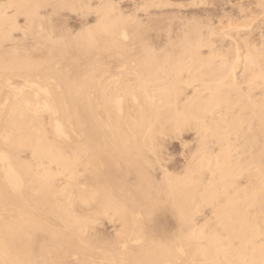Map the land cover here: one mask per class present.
I'll list each match as a JSON object with an SVG mask.
<instances>
[{
  "label": "bare ground",
  "instance_id": "6f19581e",
  "mask_svg": "<svg viewBox=\"0 0 264 264\" xmlns=\"http://www.w3.org/2000/svg\"><path fill=\"white\" fill-rule=\"evenodd\" d=\"M92 1L0 0V264H264V44Z\"/></svg>",
  "mask_w": 264,
  "mask_h": 264
},
{
  "label": "rangeland",
  "instance_id": "374dc122",
  "mask_svg": "<svg viewBox=\"0 0 264 264\" xmlns=\"http://www.w3.org/2000/svg\"><path fill=\"white\" fill-rule=\"evenodd\" d=\"M98 0H94V2L93 3H95V2H97ZM101 1V0H100ZM103 1V0H102ZM106 1V0H105ZM114 4H116V5H118L119 4V6L121 5V6H123V4L125 3V1L126 0H116V2H114L113 0H111ZM211 1V2H210ZM207 0V2L204 4V5H201V6H198V8H196L197 9V11H196V13H197V15H201V16H203V17H201L202 19H200V21L202 22V23H204V22H206V23H204V30H205V34H204V37L206 38L205 40L208 42H212V44L214 45V48L216 49L217 47H219V48H217L216 50H218V49H220V46L221 47H223L222 49H220V52H222L223 53V55H225V53L226 54H229V53H231V52H233L232 54H230V56L229 55H226V56H228V58L230 59V60H232L233 58H234V56H232L233 54H235L234 53V51H232V50H234L235 48V44L233 43L235 40L238 42L239 40V42H241V43H237L238 44V47L239 46H242L241 44H243V42H244V38H242V37H245V40H249V43L252 45V43H253V45H255V47H257V49H259L260 47H261V44H264V18L263 19H261V17H260V14H259V8L256 6V4H255V2H254V0H240L241 2H242V4H241V2L239 1V0ZM217 1V2H216ZM221 1V2H220ZM229 1V2H228ZM237 1V2H236ZM244 1V2H243ZM122 2V3H121ZM209 2H210V4H209ZM215 2V3H214ZM220 2V3H219ZM235 2V3H234ZM252 2V3H251ZM219 3V4H218ZM224 3H225V6H224ZM232 3V4H231ZM250 3V4H249ZM209 4V6H207ZM211 4H215V5H219L220 7H218V5L217 6H213V5H211ZM231 4V5H230ZM240 4V7L238 6ZM244 4V5H243ZM249 4V5H248ZM255 4V5H254ZM204 6V7H203ZM229 6V7H228ZM231 6V7H230ZM244 6V7H243ZM248 6V7H247ZM253 8H252V7ZM207 7V8H206ZM216 7V8H215ZM250 7V8H249ZM203 8H205V9H203ZM241 8V9H240ZM243 8V9H242ZM201 9V10H200ZM210 9V10H209ZM215 9L217 10V12L215 11ZM224 9V10H223ZM238 9H240V10H238ZM257 9V10H256ZM206 10V11H205ZM208 10V11H207ZM213 10V11H212ZM227 10V11H226ZM236 12H235V11ZM247 10V11H246ZM195 11H194V13H195ZM230 11H232V12H230ZM239 11V12H238ZM240 11H241V14H239L240 13ZM249 11H251V12H249ZM255 11V12H254ZM203 12V13H202ZM205 12V13H204ZM223 12V13H222ZM227 12H229V13H227ZM245 12V13H244ZM253 12L255 13V14H253ZM257 12V13H256ZM195 13V14H196ZM227 14V16H226V14ZM204 14V15H203ZM206 14V15H205ZM207 14H208V16H207ZM211 14H212V16H211ZM220 14V15H219ZM223 14V15H222ZM243 14V15H242ZM209 15H210V20H209V18H206V17H209ZM214 15V16H213ZM225 15V16H224ZM229 15H230V17H229ZM235 17H233V16ZM236 15H238V16H236ZM239 15H241V16H239ZM250 16L251 18H249V17H247V16ZM254 17H253V16ZM205 16V17H204ZM219 16H221V18L219 17ZM232 16V17H231ZM247 17V19H246V17ZM213 17H214V19H213ZM218 17V18H217ZM224 17H226V20L227 21H225V18ZM238 18V20H236L237 18ZM240 17V18H239ZM253 17V18H252ZM258 17V18H257ZM205 18L207 19L206 21H205ZM220 18V19H219ZM222 18H224V19H222ZM232 18H233V20H232ZM243 18V19H242ZM249 18V19H248ZM260 18V19H259ZM213 19V20H212ZM217 19V21H215ZM232 21H231V20ZM235 19V20H234ZM239 19H240V21H239ZM242 19V20H241ZM214 21L213 23H212V21ZM247 20H248V22H247ZM209 21V22H208ZM211 21V22H210ZM244 21V23H243V25H242V22ZM250 21L251 22H253L252 23V25H250ZM227 24H226V23ZM229 22V23H228ZM230 22H235V24L237 25V26H235L234 27V25L235 24H233V23H230ZM247 23V25H246V23ZM261 22H262V24H261ZM210 23V24H209ZM206 24H207V26H206ZM229 24V25H228ZM230 24H232L231 26H230ZM210 27H209V26ZM224 25L226 26V28L224 27ZM219 26V27H218ZM240 26V27H239ZM247 26H250L251 28H249V27H247ZM209 27V28H208ZM231 27H234L235 29H233L234 31L235 30H239V31H235L236 32V34H235V32L232 30V28ZM240 28V29H237V28ZM242 27V28H241ZM208 28V29H207ZM212 28V29H211ZM216 29V31H215V29ZM219 28V29H218ZM228 28V29H227ZM245 28V29H244ZM250 30H249V29ZM253 28V29H252ZM258 28V29H257ZM209 29H211V31H213V36L211 35V31L209 30ZM222 29H224V33H223V30ZM227 29V30H226ZM222 31V34H221V31ZM228 31V33L226 32V31ZM231 30V31H230ZM242 30V31H241ZM254 30V31H253ZM233 31V32H232ZM219 32V33H218ZM229 32H231V33H229ZM239 32V33H238ZM217 33V34H216ZM234 33V34H233ZM245 33V34H244ZM251 33H253L252 34V36H251ZM259 33V34H258ZM207 34H209L208 36H207ZM239 34V35H238ZM249 34H250V38H249ZM206 35V36H205ZM226 35V36H225ZM227 35H228V37H227ZM230 35V36H229ZM237 35V36H236ZM220 36H223L224 38H222V37H220ZM232 36V37H231ZM239 36V37H238ZM260 36H262V39L263 40H259V38H261ZM236 37H237V39L239 38V40H237L236 39ZM218 38V39H217ZM231 38H232V40H231ZM254 38V39H253ZM210 39V40H209ZM211 39H212V41H211ZM219 39H222V41L221 40H219ZM233 39H234V41H233ZM241 39H243L242 41H241ZM219 40V41H218ZM230 40V41H229ZM251 40H253V42L251 41ZM257 40V41H256ZM262 42V43H260V42ZM230 42L231 43H233V45H232V47H231V49L232 50H230L229 48H230ZM218 43V44H217ZM257 43V44H256ZM216 44V45H215ZM221 44V45H220ZM224 44V45H223ZM229 45V46H228ZM225 47H229L228 49L227 48H225ZM251 47H253V46H251ZM243 48V49H242ZM245 48H244V46H242L241 48L239 47V51H240V53H242V50H244ZM222 50V51H221ZM229 51V53L227 52V51ZM261 50H262V52H264L263 50H264V45L262 46V48H261ZM219 51V50H218ZM223 51H226V52H223ZM247 51V49H245L244 51H243V53L244 52H246ZM232 56V57H231ZM240 69V70H239ZM241 70H243L242 69V67H240V68H238V72L240 73V75L238 74V72L236 71V75H237V78H238V81L239 82H241L242 81V79L244 78V76H246L247 75V73H245V72H243V71H241ZM245 73V75H241V74H244ZM240 76V77H239ZM241 76H242V78H241ZM240 79V80H239ZM241 84V88H243V89H246V88H244V87H246V84L247 83H239V85ZM243 84H245V85H243ZM175 153H176V155H175ZM178 154H180V152H174V156L172 157V159H173V162H179V160L181 159L180 157V155H178ZM179 157H178V156ZM176 157H178V159L176 158ZM180 158V159H179ZM176 159V160H175ZM177 163H173V164H176L177 165Z\"/></svg>",
  "mask_w": 264,
  "mask_h": 264
}]
</instances>
